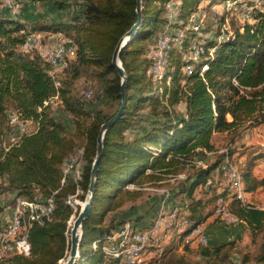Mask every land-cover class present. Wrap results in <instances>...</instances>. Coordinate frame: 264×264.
<instances>
[{
    "label": "trees",
    "instance_id": "trees-1",
    "mask_svg": "<svg viewBox=\"0 0 264 264\" xmlns=\"http://www.w3.org/2000/svg\"><path fill=\"white\" fill-rule=\"evenodd\" d=\"M83 1L82 16L68 23L24 22L0 11V178L7 183L5 190L25 201L15 250L19 254L0 260V264H60L68 258L69 221L75 214L71 199L85 200L101 126L120 107L121 78L112 56L121 37L138 20L137 0ZM169 1L179 5L174 21L167 17ZM202 1L143 0L142 23L120 53L128 75L127 104L104 137L93 205L83 222L75 264H121L118 257L101 249L102 242L118 234L125 223L107 221L108 214L127 201L140 198L143 183L162 181L189 166L196 171L184 180L179 191L186 196L185 220L189 224L180 238L185 239L194 227L205 223L213 215L210 204L225 197L239 218L237 224L244 223L253 233L262 232L261 251L255 259L256 264H264V208L258 207L264 201L255 204L256 191L264 187V176L256 174V167L264 160L263 149L241 143L211 164L199 166L196 162L216 150L212 140L215 134H232L238 129L260 131L264 125V0H233L235 8L218 14L220 26L230 17L239 22L233 32L228 30L219 36L223 37L218 38L219 42L205 41L196 28L187 27L189 20L203 10ZM216 1L210 0V4ZM246 13L251 19L244 17ZM168 26L185 31V36L181 44L170 49L163 75L154 80V76L148 75L155 62L149 55L151 46ZM37 32L57 36L53 44L62 36L73 40L71 62L95 69L101 82L98 102L111 99L119 104L112 114L95 113L89 103L97 102L77 96L73 81L62 79L40 51L34 52L38 48H25L27 37ZM202 39L205 44H194ZM192 43L202 50L197 58ZM213 47L216 50L212 51ZM54 98H59L73 116V133L52 114ZM180 103L185 105L182 114L175 108ZM147 107L155 119L152 126L128 137L139 112ZM12 114L23 124L22 119L36 125L31 132L23 133L24 129L23 134L19 133L16 141L9 138L14 144L8 142L9 130L11 134L16 129L13 121L8 122ZM76 150L85 161L82 179L77 182L67 176V171L63 173V166ZM226 159L236 163L243 160L241 175L246 203L228 187L215 190L210 186L215 172L223 174L220 169ZM131 184L137 187H129ZM135 222L141 230L150 225L149 220ZM198 245L202 247L200 258L207 259L219 256L224 248L220 244ZM0 249L6 254L1 242ZM166 254L167 249L154 264H160ZM248 261L245 257L240 263L226 254L220 264Z\"/></svg>",
    "mask_w": 264,
    "mask_h": 264
},
{
    "label": "rangeland",
    "instance_id": "rangeland-1",
    "mask_svg": "<svg viewBox=\"0 0 264 264\" xmlns=\"http://www.w3.org/2000/svg\"><path fill=\"white\" fill-rule=\"evenodd\" d=\"M6 1L8 5L12 6L10 7L11 9H8L5 6ZM236 1L238 2V0ZM216 2L217 3L213 5V4H210V0L202 1L200 6L201 8H203V10H201V12H199L197 15L193 16L188 22L187 27L196 28V30L199 31L200 35L204 36L205 41L207 39L218 41L219 36L224 35L225 31L226 33H228V30L233 32L235 28L239 25V22L237 21V19L234 18L232 20L230 17V18H226V20L220 26V23H219L220 17H217V15L220 14L224 9L232 10L233 8H235L236 2L233 0H228L226 2L222 0H217ZM83 4H84L83 0H0V11H4L5 13L7 12V14H11L12 16L24 22L26 21L32 22V21L38 20L42 22L68 23V22H72L76 17L82 16ZM6 8L9 11L6 10ZM178 8H179V5L175 1H169L167 3V17L169 18V20L171 21L175 20L177 13H178ZM242 9L245 11L247 7L246 6L244 8L242 7ZM248 10L251 11V8H249ZM243 15L245 18L247 17L246 19H251V16L248 17L247 13ZM171 35H173L174 37L177 36L180 38L179 41L173 40L174 45L177 42H178L177 44H180L181 39H183L185 36V31L175 30V29L170 28V26H168L164 29L161 35H159L158 38L164 39V38H168ZM56 38L57 36L55 35H45V34L43 35V33H38V32L33 33L27 37L25 48L28 50H33V49L38 48L39 50H36L34 52L40 51V54L45 59H47L49 56L48 54L50 52L55 51L57 49L56 47L59 46L60 48L62 45L66 44L67 42L73 41L69 37L62 36L63 38L62 40L53 44V42L57 40ZM204 39H202L201 41L196 40L194 41L195 43L194 42L193 43L194 44L196 43L205 44V42H203ZM222 39L223 37L221 38V40ZM27 43H36L37 45L31 44L30 47H28ZM158 43H155L151 46V51L149 54L153 59L157 61L160 60V54H161V49ZM194 44L192 45V48ZM211 50L212 51L216 50V47L211 48ZM192 55H193V50H192ZM68 56L63 58L61 64L58 63L57 64L58 66L52 65V67L62 79L73 81L74 92L76 93L77 96H84L88 100L98 101V96L101 92V90H98V89L101 86V82L99 81V77L96 74L95 69L79 67L74 61L71 62V59L74 58L73 57L74 53H71ZM163 61L161 62L162 64L161 63L159 64L160 66L159 68L156 69V67H153V68L150 67L148 70V75L154 76L155 78L151 76L154 80L161 78V77L157 78V76L163 75V71L167 63V59H166V62L165 60ZM92 88H95V90H92ZM51 102H52L51 111L54 117L58 121L63 122L67 125L69 133H73L75 131V124H74L73 116L68 111L65 110L64 104L59 98H54L52 99ZM47 104H49V102ZM118 106H119L118 102L111 100V99L102 100L101 102H97V104L89 103V107L92 108V110L95 113L103 112L104 114H108V115L112 114L118 108ZM175 108H176L177 113L182 114L185 112V105L182 103L177 105ZM149 110L150 108L147 107V108L142 109L139 112L136 125L133 127L132 130L127 132L128 137H133L135 134L139 132H143L147 128L152 126L155 119L149 114ZM11 116H13V119L16 118L14 117L15 116L14 114H12ZM22 121L24 122L23 125L25 129L23 133L28 132V131L31 132L36 128V125L32 121L31 122L28 120L24 121L23 119ZM9 132H8V136H9ZM11 134H16L12 137H9L14 141H16L21 135L17 131V126H16V129L13 130ZM9 138H8V142H11V139ZM253 138H255L253 131L248 130V129L246 130L238 129V131H235L232 134L217 133L212 137L216 150L207 153L205 157L197 158L196 162L198 163L199 166L200 165L205 166L207 164H211L215 162L216 160H218L221 154L226 153L229 148H235L237 146L240 147L241 143L242 144L243 143L253 144L251 143ZM10 144H14V142H11ZM253 145L254 147L257 146L260 149V147L256 143ZM79 153L80 151L75 152L73 158L69 159L66 162V164L63 166V173H65L67 169L68 170L67 176H72L73 179L76 176L77 167H79L78 169L81 170L80 172L82 173L83 168L85 166L84 160H83V163L81 164H79L76 161L78 160ZM234 163L237 165L240 172L242 173V170H241L242 163L241 162H237V163L234 162ZM195 171H196L195 168H193L192 166H189V167H186V169L183 170L178 175L168 176L166 177V179L162 181H159L156 183L147 181L143 183L141 187L143 194L141 195V197L138 198L136 201H127L119 210L109 213L107 216V221H110L111 219H115L118 222L119 221H133V222L124 223V225L127 223H130L132 228L135 227V224H136L135 221H138V220H141L144 222L146 220H149L150 224H152L155 221V218H158V217L163 218V214H164V204L163 203H165V217H170V215L175 212L177 216V221L184 222L183 213L185 215V219H187L186 217L187 210L185 206L186 196L180 195L179 191L181 188V184L184 182V180L188 176L193 174ZM224 179L225 178L223 177V174H220L217 171L214 173L213 182L210 186H213L215 190H217V188L220 190L221 187L222 188L227 187L226 186L227 181L226 179L225 180ZM6 186H7V183L5 179L0 178V212L5 211V210H12L16 204V199L18 198L16 197L15 193L5 190ZM135 186L136 185H132V184L129 185V187L131 188H134ZM210 190H212V187L210 188ZM258 196L262 201H264V187L261 189ZM244 197L246 201L247 200L246 195H244ZM83 201L84 200H82L79 197H73L71 199L70 204L74 207L75 214H73V216L71 217L69 221L70 229H72V226H73V223L76 217V212L78 213L81 209L82 205L79 203ZM262 201H258L255 204H260ZM216 203H217V199H215L209 206V209L213 210V215H212L213 221L209 223L210 225L209 224L206 225L205 223L201 225H206V228L208 229L209 228L216 229L215 231H216V235H218V238L213 241L209 239L210 240L209 243L210 245L211 244L224 245V248L221 251V254L219 256H212L210 259L203 258V257L200 258L202 247L199 246L196 241L190 242L187 239L179 238V233H177V229H176L178 228V226L175 225L176 226V228L174 229L175 235L173 236L172 239L169 240L170 242L166 240H164V242L163 241L161 242L162 245L165 244L164 246H165V250L167 249V254L165 256V259L160 264H182L185 261L189 264H220L221 258L225 256L226 254H230L231 259L236 260L240 263L243 261L245 257H248L249 261L246 264H256L255 258L260 253L261 244L263 243L262 232L256 231L255 233H253L252 230L242 222H240L239 224L235 226H230V227L224 225L214 215L215 209H216ZM23 205L25 207V201L23 202ZM261 206H264V204H262ZM258 207H260V205ZM12 216H13V213H12ZM12 216L10 218H7L6 221H10L12 219ZM170 220L173 221L172 218H165L163 220V223L165 221V225H166V222ZM3 224H4V221H0V227H2ZM163 230H164V227H161V231H160L161 234L164 233ZM190 234L191 233L189 232L188 235ZM17 236L18 235H16V237L12 239V245L16 244L18 240ZM69 238L71 240V230L69 232ZM151 239H155V245H156L155 248H156L159 244L157 237L151 238ZM147 244H149L148 247L149 246L150 247L146 249L145 252L147 253H144L141 259L145 258L144 256L147 257L148 255L154 253L153 242H148ZM15 250H16V246L14 247V250L10 254H5L0 249V260L6 259L7 257L15 255V254H19ZM164 252L160 255V259L163 257ZM66 260L67 259H63L60 262V264H65ZM122 261L123 260L121 259L120 260L121 264H123ZM145 263L148 264L149 261H145Z\"/></svg>",
    "mask_w": 264,
    "mask_h": 264
},
{
    "label": "bare ground",
    "instance_id": "bare-ground-1",
    "mask_svg": "<svg viewBox=\"0 0 264 264\" xmlns=\"http://www.w3.org/2000/svg\"><path fill=\"white\" fill-rule=\"evenodd\" d=\"M10 7H12V6H10ZM32 39H34V38H32ZM173 40L179 41L180 38L177 36L174 37L173 35H171L168 38L158 40L159 43L158 42L157 43L159 44L160 49H161L160 60L157 61L154 59L155 62L152 65V68L153 67H156V69L159 68L160 67L159 64L163 60H165V62H166V59L168 57L167 55H169V51L174 45ZM38 41H39V39H38ZM182 41L183 40L181 39V43H182ZM31 44H36V43H28V46L30 47ZM63 44H64V42H63ZM56 46H57V44H56ZM56 48H57L56 50L54 49L55 51L50 52L48 54L49 56L46 59L51 65H57L58 63L61 64L63 58L67 57L71 53H74V50H75L74 44L72 41L67 42L66 44L62 45L60 48H59V46ZM61 49H65V50H63L61 53ZM193 50H194V55L196 58L198 57L199 53L202 51L197 46H194ZM55 56H60V60H55ZM188 68L191 69V67H188ZM12 121L17 126L18 133H22L24 131L23 123L21 121L17 120L16 118L13 119ZM262 129H264V125H263ZM263 135H264V133H263ZM78 155H79V157H78V160H76V161L79 164H81V163H83V161H82V155L83 154L80 152ZM78 168L79 167H77L76 176H75L76 182L80 181L82 179V173L80 172L81 170H79ZM222 168H226V173H230L229 176L226 175V173H223V177L227 181L226 186L228 188H230L232 191L234 190L235 193L237 194V197L240 198L241 200H243V197H244L243 179H242V175H241L239 168L237 167V165L233 161H231V159H226L224 161V163L222 164ZM66 171H68V170L66 169ZM217 203L220 205V211H227V219L229 220V222H231V223H238L239 222V218L237 216H235V214L231 210L229 199H227L225 197H220L217 200ZM16 204H18V207L23 214V210H22L23 199L18 197L16 199ZM83 205H84V202H83L82 206ZM214 215L216 216V218H218L219 208L217 205H216ZM22 216L23 215H19L20 227H21ZM14 217H15V212H14V215L10 221H13ZM170 217L173 219V221L172 220L167 221L166 225H165V221L167 219L163 223V220L165 218H159L158 217V218H155V221L152 224H150L148 227H146L145 229H142V230L136 228V226L134 228H132L131 224L127 223L122 227L121 231L118 234H114V235L107 237V239H105L102 242L101 249L107 254H110L114 257H118L120 260L122 259L123 264H146L145 261H130V260H132V257H134V259H141V257H143V255H144V253H147V252H145L146 249L150 247V246L148 247V245H149V244H147L148 242H144L142 245V239H138V235H144L145 233H150V239L157 237L159 244L156 248H158V251H161V254H162L165 250V246H164L165 244L162 245L161 242L162 241L164 242V240L169 241L170 239L173 238V236L175 235L174 229L176 228V226H178V228H176V229H177V233H179V238H180V234H181L182 230L189 226V224L186 220H185V223L184 222H178L175 212L172 213L170 215ZM203 226L204 225H198V226L194 227L191 231V234L188 237H186L185 239H193L195 234L198 231H200L203 228ZM161 227H164V230H163L164 233L163 234H161V232H160ZM3 228H4V225H2V227H0V242L4 246V252H6V254H9L14 250V247H11L10 249H8V245H12V239L14 237H16L20 228H14L12 230V232L9 233L8 237H7V233L5 231H3ZM147 228H149V229H147ZM188 241H194V240H188ZM195 241L200 245L201 244L202 245L208 244L202 240H195ZM134 242H135V246H132V245H134ZM153 249H154V247H153ZM144 257H146V256H144ZM148 264H150V262Z\"/></svg>",
    "mask_w": 264,
    "mask_h": 264
},
{
    "label": "water",
    "instance_id": "water-1",
    "mask_svg": "<svg viewBox=\"0 0 264 264\" xmlns=\"http://www.w3.org/2000/svg\"><path fill=\"white\" fill-rule=\"evenodd\" d=\"M138 14L137 22L132 26L130 30H128L119 40L113 56H112V64L115 66L120 78H121V89H122V98L118 112L112 116L109 120H107L100 129L98 138H97V152L96 158L93 163V167L91 170V180L90 185L84 200V205L81 207L78 215L75 217L72 229H71V240H70V250L69 255L65 264H75L77 258L79 256V247L82 239V226L85 218L89 215L95 194L98 170H99V162L104 152V137L107 131L113 126V124L122 116L123 110L127 104V82L128 75L125 71L122 61L120 58V53L122 48L130 41V39L135 35L137 29L142 23L143 18V0H137V8Z\"/></svg>",
    "mask_w": 264,
    "mask_h": 264
},
{
    "label": "built area",
    "instance_id": "built-area-1",
    "mask_svg": "<svg viewBox=\"0 0 264 264\" xmlns=\"http://www.w3.org/2000/svg\"><path fill=\"white\" fill-rule=\"evenodd\" d=\"M5 6H7V8L10 9V5L7 4V1L5 2ZM63 50H65V49H61V53H62ZM55 60H60V56H55ZM92 90H95V88H92ZM95 102H98V101H95ZM12 118H13L12 116H9V121L8 122H12ZM260 133H264V129H260ZM14 135H16V134H10V132H9L8 138L12 137ZM256 140H257L256 144L261 149H263V151H264V142L258 141V138ZM220 172L221 173H226V168H221ZM229 174L230 173H226V175H228V176H229ZM163 204H164L163 218H171V217H165V203H163ZM216 205L219 208L218 219L224 225L229 226V227L237 225V223L229 222V220L227 219V211H220V205L218 203H216ZM53 208H55L54 205H53ZM13 210H15V217H14L13 221H6V219L2 220V221H4L3 231H5L7 233V237L9 236V233H11L14 228H20L19 215H23L21 210L18 207V204H15ZM183 218H184V223H185V215H184V213H183ZM40 220H42V218H40ZM125 222H131V221H125ZM138 239H142V245H143L144 242H153L154 243V253H152V254H150L147 257L142 258V259H134V257H132V260H130V261H149L150 264H153L154 262H159L160 261L161 251H158V248H155V239H150V233H145L144 235H138ZM187 240H194V241L195 240H202V241H205L206 243H209L210 240H209V236H208V233H207L206 225H204V227L195 234L193 239H187ZM15 246H16V244L15 245H8V249H10L11 247H15ZM132 246H135V242H134V245H132Z\"/></svg>",
    "mask_w": 264,
    "mask_h": 264
},
{
    "label": "crops",
    "instance_id": "crops-1",
    "mask_svg": "<svg viewBox=\"0 0 264 264\" xmlns=\"http://www.w3.org/2000/svg\"><path fill=\"white\" fill-rule=\"evenodd\" d=\"M6 10H8L6 8ZM9 11V10H8ZM7 13V12H6ZM262 129V128H261ZM253 131V130H252ZM254 135H255V138L252 139L251 143L255 144L257 142V138H258V141H261V142H264V135L263 133H260V131H254L253 132ZM240 162L243 163V160H240ZM256 174H258L259 176H264V160L260 161V163L258 164V166L256 167ZM263 187H260L257 191H256V198L257 201H262L260 198H259V192L261 191ZM245 195V194H244ZM243 203H246L245 201V197H243V200H241ZM259 208L263 209L264 206H260ZM15 212V210H14ZM14 212H13V209L12 210H5V211H2L0 212V221L2 220H5L7 218H10L12 216V213L14 215ZM13 217V216H12ZM213 216H211L209 219H207V221L205 222L206 225H208L209 223H211V221H213L212 218ZM4 225V224H3ZM210 225V224H209ZM209 227V226H208ZM216 229H208L207 228V233H208V236L210 237L209 239H211L212 241L217 239L218 238V235H216Z\"/></svg>",
    "mask_w": 264,
    "mask_h": 264
}]
</instances>
